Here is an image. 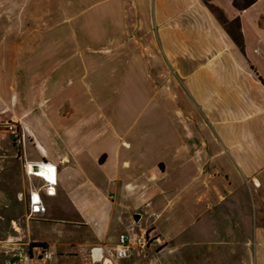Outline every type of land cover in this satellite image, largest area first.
Segmentation results:
<instances>
[{
    "label": "crops",
    "instance_id": "obj_1",
    "mask_svg": "<svg viewBox=\"0 0 264 264\" xmlns=\"http://www.w3.org/2000/svg\"><path fill=\"white\" fill-rule=\"evenodd\" d=\"M0 123L21 139L0 132L22 177L11 256L264 264V0H0Z\"/></svg>",
    "mask_w": 264,
    "mask_h": 264
},
{
    "label": "rangeland",
    "instance_id": "obj_2",
    "mask_svg": "<svg viewBox=\"0 0 264 264\" xmlns=\"http://www.w3.org/2000/svg\"><path fill=\"white\" fill-rule=\"evenodd\" d=\"M10 127L11 126H8L7 123H0V132L5 130L6 134L9 136V144L17 149L19 145H16L13 142V137L11 135V131L14 130V127ZM18 166L19 163L16 159V155H11L7 148L2 146L0 135V241L7 240L8 243H12V239H9L10 221L11 219H14V216L20 211L19 209L21 208L20 200H18L16 196V193L21 190L20 183L22 179ZM145 218V214H142L141 220L135 225V227L143 225L146 220ZM123 221V224L117 229L119 233L127 232L124 227L125 223L127 222L126 217H124ZM118 232L114 234L115 238H117ZM34 235L39 236V238L43 237V239L55 238L54 233H51L50 226L47 228L41 227L35 229ZM9 248L10 247L0 248V264H28V261H30L32 256L31 249H28V246L26 248L25 254L21 249H19L18 253H23V257L21 255L18 257L16 255L15 257L11 256L9 254ZM28 251L30 252V255H28ZM76 255L71 253L63 254L62 252L58 251L54 254L51 264H95V262H93L89 256L88 251L84 252L83 254ZM7 258L9 260L5 261ZM36 263L37 262H33V264ZM98 264H101V262H98Z\"/></svg>",
    "mask_w": 264,
    "mask_h": 264
},
{
    "label": "built area",
    "instance_id": "obj_3",
    "mask_svg": "<svg viewBox=\"0 0 264 264\" xmlns=\"http://www.w3.org/2000/svg\"><path fill=\"white\" fill-rule=\"evenodd\" d=\"M13 142L16 145H20L21 139L20 136L17 134L15 130L11 131ZM33 166H37L39 169H33ZM25 172L27 175L35 176L42 178L44 182L47 184L46 193L49 195L54 194L53 187L56 184V169L55 166L47 164V163H35V164H26L25 165ZM31 212H38L39 206L37 204H33L30 206ZM153 236L149 234L147 231L139 232L133 239H130L128 235L122 234L117 238V242L114 248L111 249L110 253L113 255L115 259H125L129 256V252L131 246L139 249L144 250L145 247L153 240ZM40 249V257L42 259H49L50 254L47 250L43 247H37ZM94 262V258H91ZM98 261L101 264H105V259L101 256L98 257Z\"/></svg>",
    "mask_w": 264,
    "mask_h": 264
},
{
    "label": "trees",
    "instance_id": "obj_4",
    "mask_svg": "<svg viewBox=\"0 0 264 264\" xmlns=\"http://www.w3.org/2000/svg\"><path fill=\"white\" fill-rule=\"evenodd\" d=\"M204 2H207L208 0H203ZM253 0H241L240 2L238 0H233V5L236 7V8H243V7H246L247 5H249ZM210 9L216 13V15L221 18V12L214 8L213 6H210ZM225 19L222 18V23H225ZM233 38L234 40L238 41V38L236 36L233 35ZM30 246H40V247H43L44 248V244H30ZM105 264H110L108 261H105Z\"/></svg>",
    "mask_w": 264,
    "mask_h": 264
},
{
    "label": "water",
    "instance_id": "obj_5",
    "mask_svg": "<svg viewBox=\"0 0 264 264\" xmlns=\"http://www.w3.org/2000/svg\"><path fill=\"white\" fill-rule=\"evenodd\" d=\"M33 169H39L37 166H33ZM133 221L136 223L139 219V215H133L132 216Z\"/></svg>",
    "mask_w": 264,
    "mask_h": 264
},
{
    "label": "bare ground",
    "instance_id": "obj_6",
    "mask_svg": "<svg viewBox=\"0 0 264 264\" xmlns=\"http://www.w3.org/2000/svg\"><path fill=\"white\" fill-rule=\"evenodd\" d=\"M93 257H94V262H95V264H98L99 261H98L97 255L94 254Z\"/></svg>",
    "mask_w": 264,
    "mask_h": 264
}]
</instances>
